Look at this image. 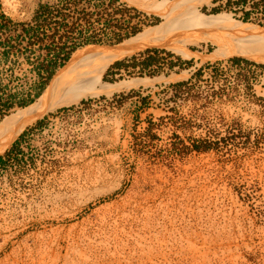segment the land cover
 Segmentation results:
<instances>
[{
	"label": "rangeland",
	"instance_id": "374dc122",
	"mask_svg": "<svg viewBox=\"0 0 264 264\" xmlns=\"http://www.w3.org/2000/svg\"><path fill=\"white\" fill-rule=\"evenodd\" d=\"M0 12L11 20L0 35L10 43L0 46V126L26 108L5 104L31 90L38 71L27 62L112 48L128 27L164 22L127 0H0ZM198 12L264 28L261 0H211ZM196 29L188 56L149 48L102 78L152 86L49 112L0 151L11 152L0 164V264H264V63L212 58L244 42L219 47L213 31ZM146 61L155 66L132 67Z\"/></svg>",
	"mask_w": 264,
	"mask_h": 264
},
{
	"label": "bare ground",
	"instance_id": "6f19581e",
	"mask_svg": "<svg viewBox=\"0 0 264 264\" xmlns=\"http://www.w3.org/2000/svg\"><path fill=\"white\" fill-rule=\"evenodd\" d=\"M127 1L147 9L150 13L153 11L159 13L164 19L163 24L155 28H147L135 37L112 48L89 49L75 53L67 67L54 77L37 103L19 109L15 114L6 117L0 126V151L28 125L40 120L49 112L76 104L88 97L112 96L124 88L152 86L155 84L152 82L154 79L111 84L104 82L102 78L104 72L116 62L149 48L167 49L188 56L190 51L187 50L186 45L196 43L189 39L188 35L194 29L197 30L196 28L213 31L216 39L212 41L219 47H222L225 41L234 42L238 39L244 42V45L237 47L227 45V51L222 50L223 52L214 54L212 58H217L221 54L238 55L264 63V51L257 53L247 49L249 46H246L251 43L255 47L263 48L264 28L238 22L230 15L206 16L199 13L198 7L211 0ZM191 13L196 14L194 25L188 17Z\"/></svg>",
	"mask_w": 264,
	"mask_h": 264
},
{
	"label": "trees",
	"instance_id": "16d2710c",
	"mask_svg": "<svg viewBox=\"0 0 264 264\" xmlns=\"http://www.w3.org/2000/svg\"><path fill=\"white\" fill-rule=\"evenodd\" d=\"M261 1H262L263 5H264V0H261ZM215 14H217V11H216V10H215ZM250 15H251V13H249V12L246 13L245 20L249 19ZM0 19H1L2 21L6 22V24H4V25H2V26L0 27V35H2V34L4 33V31L6 30V28H7V25H8L9 23H11V20H10L8 17H6L4 14H2L1 12H0ZM130 27H131V26H130ZM130 27H128V28L131 29V31L129 32V34H128L126 37H124L123 39H122V38L119 39V42H120V43L124 42L125 40H127V39H129V38H131V37H134V36L138 35L140 32L143 31V29H142V28H139L138 26H133V27H131V28H130ZM27 33H29V32H28V31H25V34H27ZM20 37H22V36H20ZM89 43H93L92 40H90ZM3 45H4V46H9L10 43L7 42L6 44H5V43L0 44V46H3ZM76 50H77V47H76V46H75V47L73 46V47L70 49V51H68V52H66V50L63 49L61 53H66V54H65V55H66V56H65V62H64L63 64H61L60 66H58V64H57V66H55V68H52V69H40V70H38V75H39V76L42 77L43 73H46V75H47V78H46L45 83L43 84V86L41 85V88H39L38 95L36 96L35 99L29 100V101H20V102L17 103V105H18V106H21V107H27V106L33 104V103L35 102V100L41 96L42 92H43L44 89H45V86L47 85V83H49V82L53 79V77H54V75L56 74L57 70H58L59 68L65 66L66 62H68V61L71 59L73 53H74ZM50 51H53V50H50ZM61 53H60V51H58V57L61 55ZM154 53L159 54L160 51L155 50ZM6 55H9V52H5V56H6ZM234 62L237 63V64L245 63L246 65H251V64H253V63H251L250 61H247V60H244V59H235ZM152 66H153V65H152L151 62L146 61V62H144V63H142V64H140V65H133L132 67H133V68H140V67H141L143 70H147V69H149V68L152 67ZM261 67L264 68V66H261ZM113 68H116V69H118L119 71H122V70H127V69H129L130 67L127 66L125 62H118V63H116V64L113 66ZM37 90H38V88H37ZM144 101H145V100H144ZM5 107H6V109H10V108L13 107V105L5 104ZM42 124H43V122H40V123H39V126H41ZM14 148H15V147H14ZM194 148H195V151H197V152H199V153L208 152L209 149H210L209 146H207V142H197V143L194 145ZM10 155H11V152H8V153L6 154L5 157H1V158H0V164H4L6 158L9 157Z\"/></svg>",
	"mask_w": 264,
	"mask_h": 264
},
{
	"label": "crops",
	"instance_id": "0c3cea01",
	"mask_svg": "<svg viewBox=\"0 0 264 264\" xmlns=\"http://www.w3.org/2000/svg\"><path fill=\"white\" fill-rule=\"evenodd\" d=\"M38 19L39 18L36 15L30 16L28 19H26L27 24L24 25V27H25L24 34H25V31H28L29 33H27V34H29L31 36V34H30L31 30H28V27L29 26L33 27L35 24H37L39 22ZM12 21H13L12 24L14 25L15 20H12ZM4 24H6V22H4L0 19V27ZM9 25H7L6 29H10ZM60 57H61V55L58 57V52L56 50L55 51H49L42 56V60L39 64L35 65V64H30L29 62H27V64L30 68H34V66H37L36 67L37 71L40 69H52V68H55V66H57V64H58V66H60L62 64ZM154 66H152V67H154ZM152 67H150L149 69H151ZM45 80L46 79H43L41 76L36 74V76L34 77V84L31 86V90L25 91L22 94L11 95L10 98L7 100L8 102L6 104L13 105V107H14V106H18L17 103L20 101H29V100L35 99L36 96L38 95V92H39V89L37 90L36 88H41V85L43 86V84L45 83Z\"/></svg>",
	"mask_w": 264,
	"mask_h": 264
}]
</instances>
